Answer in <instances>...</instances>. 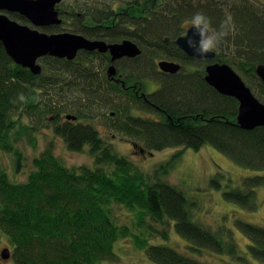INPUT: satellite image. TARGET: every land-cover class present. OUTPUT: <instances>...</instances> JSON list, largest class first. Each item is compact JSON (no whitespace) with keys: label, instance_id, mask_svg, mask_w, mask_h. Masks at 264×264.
<instances>
[{"label":"trees","instance_id":"trees-1","mask_svg":"<svg viewBox=\"0 0 264 264\" xmlns=\"http://www.w3.org/2000/svg\"><path fill=\"white\" fill-rule=\"evenodd\" d=\"M198 11L211 17L214 27L226 13L232 16L234 31L216 51L214 61L241 72L258 87L255 95L264 102L263 84L256 73L257 65L264 62V0H109L102 11L88 8L92 22L82 16L80 23L75 14L72 31L108 41L131 38L142 48L139 56L117 61L118 77L126 85L136 83L135 90L111 81L103 61L98 73L93 71L91 60L96 55L109 59L97 51H81L74 61L43 57L44 72L36 75L17 65L0 42V154L12 155L20 169L27 158L20 141L28 136L35 145L40 126H51L70 150L88 147L95 163L69 167L49 145L31 159L34 169L24 182H15L0 167V239L2 234L8 237L14 264L113 261L118 259L116 242L126 237L146 251L152 264H205L171 246L151 245L148 237L159 230L150 223L147 234L119 226L112 214L116 206L135 211L139 227L145 225V217L164 225L166 229L160 230L164 238L174 227L194 245L240 255L232 235L226 239L231 245L224 246L217 233L193 220L184 191L115 152L96 126L85 122L104 115L109 107L114 109L106 115L113 119L112 127L135 145L139 144L135 139L142 141L140 148L145 151L178 145L197 150L210 144L239 164L262 171L245 178L248 184L242 189L223 192L228 200L255 206V188L264 186V126L241 128L236 98L221 94L203 77L211 61L191 58L176 44L175 39L187 30L184 22ZM12 16L27 21L17 13ZM58 28L62 27L47 29ZM159 57L179 60L184 66L175 74L160 71L161 80L153 78L151 59ZM152 80L161 84L149 93L145 89ZM140 86L144 95L137 91ZM78 92L88 93L90 99L82 102V94L70 99V93ZM67 114L77 119H67ZM166 166L161 164L159 170ZM239 224L250 240L249 255L264 262V227ZM0 264L9 263L0 257Z\"/></svg>","mask_w":264,"mask_h":264},{"label":"rangeland","instance_id":"rangeland-1","mask_svg":"<svg viewBox=\"0 0 264 264\" xmlns=\"http://www.w3.org/2000/svg\"><path fill=\"white\" fill-rule=\"evenodd\" d=\"M108 2L109 0H65L61 3V6L63 9H70L76 15H79L81 17L79 21L83 23L82 16L86 22H92L89 19L90 16L87 15L88 8H98L99 11H102V8ZM257 4L260 3L257 2ZM75 5L76 8H74ZM66 21L69 24L68 27L71 28L73 24L67 19ZM161 59L166 58L159 57L151 59L154 65L152 77H157L159 80L162 79V76L157 66V61ZM196 60L201 61L202 59ZM91 61L95 66L93 71L96 73H98L97 69L100 61H103V64L106 63L104 59H99V57H95ZM47 62H50V60ZM86 65L89 64L86 63ZM108 65L106 63L105 69L103 70L105 71V75H107ZM240 75H242L241 72ZM242 76L250 85L251 83H249L248 79L244 75ZM250 86L255 93L259 94L257 86ZM148 88L150 91L157 89L156 86H152L151 84L145 90H148ZM70 94V99H74V95L79 96L80 94L83 95V97L80 96L82 102H87L90 99L88 93L78 92ZM112 111L114 109L109 107L104 108V115L100 117L94 116L92 121L85 120V122H90L95 125L101 136L105 139V142L112 145L115 152L127 156L144 172L152 173V175L157 173L166 182L184 191L191 202L193 220L204 228L217 233L225 241L223 243L224 246L231 245V242L226 241V239L229 234L232 235L240 255L235 256L229 254L226 250L218 251L209 247L194 245L178 234L174 227L169 229V238H164L160 232L161 229H166L164 225L162 226L145 217V225L139 227L136 224V212L126 207L116 206L113 208L112 214L117 224L119 226L128 225L136 233L147 234L146 226L150 223V225L155 226L159 230L153 236L148 237L151 245L160 244L171 246L185 255L191 256L200 262H205V264H264V262L258 261V259L249 255L247 244L250 243V240L240 228L239 224L244 221L264 227V186L255 188V206H248L242 203H236L233 200H228L223 193L226 190H234L237 187L242 189L244 185L248 184V181H244L245 178L259 174L262 171L239 164L230 156L210 144L204 145L197 150L178 145V147L172 146L161 150H146L144 151L145 153L141 152L140 147L143 143L142 141L135 139L139 144L136 145L137 148H134L132 142L128 140L129 138L127 139V136L123 132L112 127L113 119H109L106 116L110 115ZM28 138V136H24L23 140L19 143L20 150L27 157L24 165L20 169L17 170L12 155L3 151L0 154V167L5 168L11 179L15 182H24L27 180L28 174L34 169L31 159L39 155L49 145H52L51 148H53L54 153L69 167L95 165L94 158L89 153L88 147L80 151L70 150L65 140L56 134L54 128L51 126H40L36 135L35 145ZM161 164L167 165L164 171L159 170ZM213 180L215 184L212 183ZM143 237L145 238V235ZM10 245L8 237L2 234L0 239V253L4 248H10ZM115 253L118 255L117 260H107L99 264H152L146 251L138 248L130 237L120 238L116 242ZM6 262L14 264L11 258L6 260Z\"/></svg>","mask_w":264,"mask_h":264},{"label":"water","instance_id":"water-1","mask_svg":"<svg viewBox=\"0 0 264 264\" xmlns=\"http://www.w3.org/2000/svg\"><path fill=\"white\" fill-rule=\"evenodd\" d=\"M64 0H0V10L17 12L25 16L32 25L23 24L10 18L6 13H0V42H2L7 55L17 65L29 68L34 74L42 73V67L38 60L50 55L58 58L73 60L79 50L110 51L112 63L107 68L109 77L116 75L117 66L115 61L125 56L135 57L142 50L141 47L131 40H123L120 43L108 44L104 40H91L84 35L75 33H53L40 32L37 27L60 24L57 5ZM194 30L176 38V44L190 57L211 61L216 55L209 53L206 57H198L186 44V36H192ZM198 39V37H197ZM140 47V48H139ZM158 66L162 72L175 74L182 65L175 60L162 59ZM205 78L207 82L221 94L235 97L239 100L238 125L244 129H254L264 126V102H262L245 83L243 78L227 63L210 62L205 66ZM264 83V63L259 64L256 69ZM67 119L76 120L75 115H66ZM134 146H136L133 143ZM144 152V149L141 148ZM1 258H11L9 247L1 251Z\"/></svg>","mask_w":264,"mask_h":264},{"label":"clouds","instance_id":"clouds-1","mask_svg":"<svg viewBox=\"0 0 264 264\" xmlns=\"http://www.w3.org/2000/svg\"><path fill=\"white\" fill-rule=\"evenodd\" d=\"M188 31L194 30L192 36H186V44L198 57H206L216 52L223 41L233 33L235 24L230 14H225L218 27L213 26L211 17L203 11L194 13L185 21ZM198 37V39H197Z\"/></svg>","mask_w":264,"mask_h":264},{"label":"bare ground","instance_id":"bare-ground-1","mask_svg":"<svg viewBox=\"0 0 264 264\" xmlns=\"http://www.w3.org/2000/svg\"><path fill=\"white\" fill-rule=\"evenodd\" d=\"M59 11V10H58ZM61 12H59V18L62 20L61 21V23L60 24H53V25H49V26H41V27H37L39 30H40V32H45L46 31V33H48V34H53V33H75V34H81V33H78V32H74V31H72V29L70 28V27H68L69 26V24L67 23V21H66V19L70 22V23H72V21L73 20H71V19H73V17H74V15H75V13L74 12H72L70 9H62V10H60ZM114 11H118V10H116V8H114ZM0 13H6L10 18H12V19H14V20H17L18 22H20V23H23V24H28V25H30V26H32V27H34L35 28V26L34 25H32L30 22H28L29 20L25 17V16H23V15H21L20 13H17V12H7V11H1L0 10ZM15 13H17V14H19V15H21V16H23V17H25L26 19H27V21L24 23V22H21L20 20H18V19H15V18H13V14H15ZM63 16H62V15ZM80 15H81V13H79ZM117 18H119L118 16H117ZM57 26H59V27H62V28H58V29H56V30H48L47 28H49V27H57ZM187 30H188V28H187ZM187 30L185 31V33L184 34H186L187 33ZM184 34H182V35H184ZM81 35H83V34H81ZM85 36V35H84ZM87 37V36H86ZM87 38H89V37H87ZM89 39H91V40H104V41H106L108 44H113V43H120V42H122L123 40H131V41H133V42H135L133 39H131V38H123V39H121V40H119V41H108V40H106V39H101V38H89ZM176 42V41H175ZM140 48V47H139ZM141 50H142V48H140ZM6 51V50H5ZM81 51H88V50H79V52H78V55H79V53L81 52ZM93 51H97L98 53H101V54H107L108 55V57L111 59L112 58V56H111V53H110V51H107V52H101L100 50H98V49H96V50H93ZM93 51H89V52H93ZM142 53V52H141ZM140 53V54H141ZM216 53V52H215ZM139 54V55H140ZM78 55L73 59V60H68L67 58H59V59H66V60H68V61H74L77 57H78ZM139 55H137V56H139ZM47 56H50V55H47ZM47 56H44V57H47ZM99 55H96L95 57H98ZM137 56H135V57H137ZM216 56V55H215ZM50 57H54V56H50ZM135 57H132V58H135ZM43 58V57H42ZM42 58H40L39 60H38V63L37 64H40L41 65V67H42V73L44 72V66H43V64H41L42 62H41V59ZM55 58H58V57H55ZM124 58H131V57H127V56H125V57H123V58H121V59H124ZM131 58V59H132ZM215 58V57H214ZM214 58L213 59H211V62H215L214 61ZM121 59H118V60H116L115 62H117V61H119V60H121ZM13 60V59H12ZM104 60H105V62L107 63V64H111L112 63V60H110V62H109V59H107V58H104ZM162 60V59H161ZM161 60H159V61H157V66H158V63L161 61ZM14 61V60H13ZM114 62V63H115ZM219 63H221V62H219ZM264 63V62H263ZM263 63H259V64H263ZM258 64V65H259ZM108 65V66H109ZM116 65V64H115ZM227 65H229V64H227ZM257 65V66H258ZM21 66V65H20ZM231 66V65H230ZM159 67V66H158ZM232 67V66H231ZM26 68V67H25ZM108 68V67H107ZM233 68V67H232ZM29 69V68H28ZM160 69V68H159ZM234 69V68H233ZM256 69H257V67H256ZM30 70V69H29ZM187 70H189V71H193V69H188V67H187ZM237 73H238V71L236 70V69H234ZM31 71V70H30ZM32 72V71H31ZM33 73V72H32ZM257 73V72H256ZM118 68H117V73H116V75H114V76H112V77H109L108 76V74H107V76H108V78L109 79H111V81L112 80H116V79H118L119 81L121 80L122 81V79L121 78H119L118 77ZM170 74V73H169ZM238 75H240V73H238ZM258 75V74H257ZM241 77H242V75H240ZM204 78L206 77V76H203ZM258 77L260 78V76L258 75ZM243 78V77H242ZM261 79V78H260ZM205 80H206V78H205ZM243 80L245 81V83L247 84V86H249L250 88H251V90L253 91V93L255 94V92H254V90L252 89V87L246 82V80L243 78ZM261 81H262V79H261ZM156 82H158L159 84H157L156 83V87H157V89L158 88H160V82L159 81H156ZM206 82H207V80H206ZM208 83V82H207ZM132 84H134V85H137L136 83H132ZM209 84V83H208ZM262 84H263V88H264V83H263V81H262ZM210 85V84H209ZM138 86V85H137ZM211 86V85H210ZM212 87V86H211ZM214 88V87H213ZM148 90H149V88H148ZM148 90H146L147 92H148ZM154 90H156V89H154ZM137 91H139V89L137 90ZM145 94V92L143 91V95ZM235 98V97H234ZM236 100L238 101V103H239V100L236 98ZM239 105H240V103H239ZM239 105H238V112H239ZM68 115V114H67ZM237 116H238V113H237ZM173 147H175V146H173ZM177 147V146H176ZM172 223H174V225H176V221H172ZM173 228V227H172ZM242 229V228H241ZM177 232V231H176ZM178 233V232H177ZM179 234V233H178ZM183 237V236H182ZM186 239V238H185ZM187 240V239H186ZM189 241V240H188ZM190 242V241H189ZM191 243V242H190ZM213 250H215V249H213Z\"/></svg>","mask_w":264,"mask_h":264},{"label":"flooded vegetation","instance_id":"flooded-vegetation-1","mask_svg":"<svg viewBox=\"0 0 264 264\" xmlns=\"http://www.w3.org/2000/svg\"><path fill=\"white\" fill-rule=\"evenodd\" d=\"M64 1H65V0H64ZM62 2H63V1H62ZM62 2H61V3H62ZM61 3L57 5V10H59V12H61L60 10L63 9L62 6H61ZM61 13H62V12H61ZM61 15H62V14H61ZM62 16H63V15H62ZM106 55H107V54H106ZM186 55H187V54H186ZM107 56H108V55H107ZM189 57H190V56H189ZM191 58H192V57H191ZM195 58H196V57H195ZM195 58H194V59H195ZM202 60H205V59H202ZM175 61L181 63L182 67L184 66L183 63H182L181 61L176 60V59H175ZM109 62H110V58H109ZM115 64H116V66H117V62H115ZM205 66H206V65H205ZM182 67H181V69H182ZM181 69H180V70H181ZM188 69H193V70H194V67H188ZM159 70H160V69H159ZM180 70H179V71H180ZM160 71H161V70H160ZM161 72H162V71H161ZM162 73H165V74H166V72H162ZM167 74H168V73H167ZM112 81H115V82H117V83H120L123 87H125V88H130V89H133V90H135V89L138 87L137 85H134V84H127V85H126L123 81H121V80L119 81L118 79H116V80H112ZM156 83L159 84L158 82L153 81V80L150 82V84H151L152 86H155ZM139 91H140L141 94H143V91L141 90V86H140V88H139ZM153 91H155V90H153ZM153 91H150V89L148 90L149 93H151V92H153ZM132 146H133L134 148H135V147L137 148V146H134L133 144H132ZM140 151H141V148H140ZM141 152H142V151H141ZM144 153H145V152H144Z\"/></svg>","mask_w":264,"mask_h":264},{"label":"crops","instance_id":"crops-1","mask_svg":"<svg viewBox=\"0 0 264 264\" xmlns=\"http://www.w3.org/2000/svg\"><path fill=\"white\" fill-rule=\"evenodd\" d=\"M145 151V150H144ZM152 153V152H151ZM11 251V250H10ZM0 256H1V254H0Z\"/></svg>","mask_w":264,"mask_h":264}]
</instances>
